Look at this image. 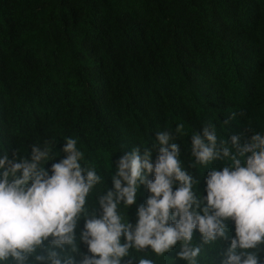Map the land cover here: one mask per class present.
<instances>
[{"label":"trees","instance_id":"obj_1","mask_svg":"<svg viewBox=\"0 0 264 264\" xmlns=\"http://www.w3.org/2000/svg\"><path fill=\"white\" fill-rule=\"evenodd\" d=\"M205 127L224 140L243 129L264 135V0H0V157L47 146L50 169L75 139L81 165L101 177L87 197L99 216L97 197L113 188L119 158L139 148L155 165L158 132L171 134L203 196L201 171L212 162L196 164L191 147ZM148 196L141 185L120 214L135 225ZM229 243L204 245L198 264H220ZM179 250L130 249L122 264H187Z\"/></svg>","mask_w":264,"mask_h":264},{"label":"clouds","instance_id":"obj_2","mask_svg":"<svg viewBox=\"0 0 264 264\" xmlns=\"http://www.w3.org/2000/svg\"><path fill=\"white\" fill-rule=\"evenodd\" d=\"M204 123L216 132L213 124ZM214 131L205 127L192 136L195 163L212 162L210 170L201 171L206 184L203 196L193 190L199 183L196 175L181 166L179 146L169 144L171 134L158 132L155 165L150 153L141 156L139 148L119 158L113 188L97 197L99 216L87 208V197L101 177L95 169L81 165L83 153L75 139L66 140L65 157L50 169L44 167L53 159L47 146L33 145L28 157L3 154L0 264H122L130 249L162 256L178 243L177 258L198 264L203 246L217 240L230 241L220 264H262L264 135L247 134L243 129L224 140ZM141 185L147 187L149 196L138 206L133 225L120 214L119 206L136 204ZM229 222L234 224L233 236ZM197 230L201 243L194 246ZM80 244L87 250L81 252ZM126 264L154 262L130 258Z\"/></svg>","mask_w":264,"mask_h":264}]
</instances>
